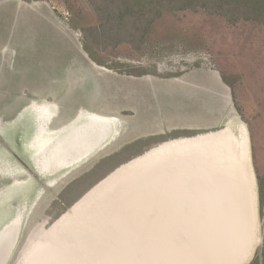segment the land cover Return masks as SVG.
<instances>
[{
    "label": "rangeland",
    "instance_id": "rangeland-1",
    "mask_svg": "<svg viewBox=\"0 0 264 264\" xmlns=\"http://www.w3.org/2000/svg\"><path fill=\"white\" fill-rule=\"evenodd\" d=\"M102 19L87 0H0V216L23 212L4 264H21L41 236L121 166L168 142L221 131L233 117L247 124L254 173L264 177L263 25L230 24L202 9L164 13L141 49L121 44L88 52L82 31ZM260 94L262 116L254 119ZM47 105L59 111L51 128L86 112L117 122L97 151L42 175L33 163L39 112ZM18 172L24 175L15 179ZM27 179L30 186L13 187ZM254 223L262 243L249 264L264 243L260 203Z\"/></svg>",
    "mask_w": 264,
    "mask_h": 264
},
{
    "label": "bare ground",
    "instance_id": "bare-ground-1",
    "mask_svg": "<svg viewBox=\"0 0 264 264\" xmlns=\"http://www.w3.org/2000/svg\"><path fill=\"white\" fill-rule=\"evenodd\" d=\"M58 112L50 105L39 112L33 167L42 175L62 172L72 161L96 150L99 139L117 122L114 117L86 112L70 124L51 128ZM233 118L221 131L168 142L121 167L41 236L21 264H183L186 259L185 264H198L193 261L198 247H208L211 257L218 251V262L233 258L234 264H249L262 243L254 223L256 175L249 164L248 129L238 117ZM18 175L24 173L18 172L15 179ZM27 180H17L13 187L30 186L32 180ZM3 212L0 264L12 256L23 218L21 210L14 211V216ZM199 217L205 222V232H201L207 240L197 238L203 246L189 242L191 250H180L182 239L193 232ZM210 256L206 260L203 255L202 262L209 264Z\"/></svg>",
    "mask_w": 264,
    "mask_h": 264
},
{
    "label": "trees",
    "instance_id": "trees-1",
    "mask_svg": "<svg viewBox=\"0 0 264 264\" xmlns=\"http://www.w3.org/2000/svg\"><path fill=\"white\" fill-rule=\"evenodd\" d=\"M92 9L103 15L97 27L83 29L87 51L107 50L129 44L139 50L146 41L154 22L164 13L205 10L208 14L223 16L230 24L253 21L264 26V0H87ZM261 210H264V177L258 178ZM264 242V241H263ZM250 264H264L262 254Z\"/></svg>",
    "mask_w": 264,
    "mask_h": 264
},
{
    "label": "water",
    "instance_id": "water-1",
    "mask_svg": "<svg viewBox=\"0 0 264 264\" xmlns=\"http://www.w3.org/2000/svg\"><path fill=\"white\" fill-rule=\"evenodd\" d=\"M247 145L249 146V144H248V142H247ZM249 148H250V146H249ZM251 149H249V152H251L250 151ZM166 153H169V152H166ZM145 154H147V153H145ZM168 155V154H167ZM203 158H205V157H203ZM248 158H250V166H252V164H251V155L248 157ZM122 167V166H121ZM252 169H253V167H252ZM255 183H256V200L258 201V203H259V194H258V184H257V179H255ZM87 195V194H86ZM78 203V202H77ZM76 203V204H77ZM74 206V205H73ZM72 206V207H73ZM71 207V208H72ZM257 210H258V206H257ZM61 219V218H60ZM59 220V219H58ZM57 220V221H58ZM56 221V222H57ZM55 222V223H56ZM54 223V224H55ZM204 221H203V219L201 218V217H199L198 218V222L195 224V226H196V228H194L193 229V234L190 232V231H188L187 232V235L186 236H184V238L182 239L183 240V242H182V244H183V246H180L179 247V249L180 250H182V251H186V249L187 248H189L190 250L192 249L191 248V245H193V246H196V245H198V246H203V245H200V244H202L201 242H198V241H203V239H206L207 240V238H208V236H206V234L205 233H203L205 236H203L202 235V232L201 231H203V232H205V230H204V228L203 227H205L206 225H204ZM51 228V227H50ZM190 232V233H189ZM195 232V233H194ZM189 233V234H188ZM216 232H214L213 234H211L210 235V238H211V241H212V237L211 236H213L214 234H215ZM195 237V238H194ZM197 238L198 239H200V240H198L197 241ZM214 241L216 242L217 241V239L215 238L214 239ZM189 242H190V244L191 245H189ZM200 243V244H199ZM245 246V245H244ZM212 248V247H211ZM215 248V247H214ZM213 249V248H212ZM228 250V249H227ZM196 251V250H195ZM210 249L208 248V247H201V249H199V247H198V249H197V251H196V258H193V261L195 262L196 261V263H198V264H200V261L202 262V256L203 255H207V257H205L206 258V260H208V256H210ZM190 252V251H189ZM213 253H214V251H213ZM216 253L217 254H220L218 251H216ZM215 253V254H216ZM193 254H195V252H194V248H193ZM209 254V255H208ZM215 254H212V257L210 256V258H209V264H234V262H236V259H233V258H231V259H229V262H218V261H216V260H219L220 258H219V256L217 255V258L215 257ZM238 254H241V253H238ZM237 255V254H236ZM230 256H231V253H230ZM200 258H201V260H200ZM212 258H213V260H212ZM180 258H178L177 259V261L179 260ZM145 259H143V261H144ZM188 259H186V260H183V261H181V262H183V264H185L186 263V261H187ZM191 260H192V258H191ZM197 260H198V262H197ZM193 262V263H194ZM215 262V263H214ZM218 262V263H217ZM139 263V262H138ZM145 264V262H141L140 264ZM206 263V262H205ZM205 263H203L202 262V264H205Z\"/></svg>",
    "mask_w": 264,
    "mask_h": 264
},
{
    "label": "crops",
    "instance_id": "crops-1",
    "mask_svg": "<svg viewBox=\"0 0 264 264\" xmlns=\"http://www.w3.org/2000/svg\"><path fill=\"white\" fill-rule=\"evenodd\" d=\"M244 85V84H243ZM244 87H246V84L244 85ZM261 88H262V86H260ZM252 88V87H251ZM250 88V91L253 93V91H252V89ZM249 91V90H248ZM262 95L260 94V96H259V99H256V101H257V104H256V107L259 109L258 111H256V112H254V119H256V118H258V117H261L262 116V114H261V109L259 108V105H261V102H262ZM238 117V116H237ZM241 120V119H240ZM242 121V120H241ZM243 122V121H242ZM244 123V122H243ZM245 125H246V127H247V129H248V126H247V124L246 123H244ZM248 132H249V129H248ZM249 136H250V132H249ZM250 141H251V136H250ZM251 155V154H250ZM251 161L253 162V159H252V157H251ZM251 164H253V163H251ZM253 168H254V166H253Z\"/></svg>",
    "mask_w": 264,
    "mask_h": 264
}]
</instances>
